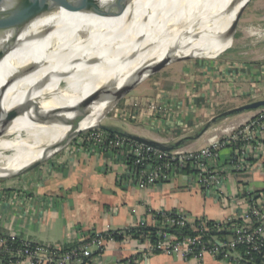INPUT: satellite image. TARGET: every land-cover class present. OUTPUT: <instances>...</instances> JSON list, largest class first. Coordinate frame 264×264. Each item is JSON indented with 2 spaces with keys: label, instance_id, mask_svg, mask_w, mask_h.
Wrapping results in <instances>:
<instances>
[{
  "label": "bare ground",
  "instance_id": "1",
  "mask_svg": "<svg viewBox=\"0 0 264 264\" xmlns=\"http://www.w3.org/2000/svg\"><path fill=\"white\" fill-rule=\"evenodd\" d=\"M47 1L18 0L25 29L18 40L0 41V179L100 126L112 101L158 62L233 47L219 39L234 37L248 0H63L71 5L39 14ZM16 109L22 112L2 127Z\"/></svg>",
  "mask_w": 264,
  "mask_h": 264
},
{
  "label": "crops",
  "instance_id": "2",
  "mask_svg": "<svg viewBox=\"0 0 264 264\" xmlns=\"http://www.w3.org/2000/svg\"><path fill=\"white\" fill-rule=\"evenodd\" d=\"M178 67L182 69V74L188 75V80L182 79L180 83L174 81L167 91H171V95L178 94L181 89L179 85L184 82L181 90L186 96V103H202L204 106L206 97L212 94L218 104V101L226 98V91H229L226 92L228 98L234 101L238 98L247 99L239 107L250 102L246 96L255 91L258 92L256 101L264 100V81L254 68H238L231 79L224 78L222 74L213 76L205 67L196 70L191 65ZM197 92H201L200 95ZM190 93L195 94V97L189 98ZM207 111L211 113V110ZM255 114L256 110L218 119L212 124L217 127L218 135L209 139L206 145L199 146L203 133L198 139L185 141L177 149L201 150L213 140L222 138L223 130L242 126ZM143 116V121H149L148 127L140 126L139 130L124 132L172 146L180 139L174 141L171 137L176 133V128L186 126L181 117L174 122L157 116ZM228 117L233 121L225 126L219 124L228 120ZM162 131L168 137H160L158 134ZM230 153L229 149L220 150L216 162L222 172L221 185L225 194V197H219L215 192H202L185 177L139 190L122 158L113 153L81 151L65 164H51L44 172H26L15 180L0 183V235H14L20 241L42 246L63 247L78 244L94 232H128L142 222L152 226L154 215L159 212L180 211L187 214L189 220L205 218L221 222L229 217L242 219L246 210L244 194L264 189V158L255 159L252 156L245 170L241 171L243 173L234 174L230 173L232 171L227 164ZM92 254H95L94 250ZM4 259L0 257V264H29L23 259L12 262H5ZM90 264L228 263L211 257H206L202 262H185L175 256L151 254L146 251L144 244L125 239L106 244L104 253L93 257Z\"/></svg>",
  "mask_w": 264,
  "mask_h": 264
},
{
  "label": "built area",
  "instance_id": "3",
  "mask_svg": "<svg viewBox=\"0 0 264 264\" xmlns=\"http://www.w3.org/2000/svg\"><path fill=\"white\" fill-rule=\"evenodd\" d=\"M150 109L155 116H160L161 108H156L153 102ZM180 129L182 132L183 128ZM223 133L222 138L213 140L201 150L165 152L118 135L110 137L106 133L104 136L93 132L78 143L77 150L87 143L90 146L85 148L89 151L113 153L122 158L139 190L185 177L202 192H215L219 197H225L222 172L216 165L219 151L230 150L227 164L230 173L234 174L243 173L241 171L245 170L252 156L264 158V108L256 110L255 116L244 125L227 128ZM244 195L246 210L242 219L229 217L221 222L205 218L189 220L188 215L180 211L159 212L154 215V223L150 226L155 229L153 235L142 232L136 239L127 232H94L67 251H62L61 247L20 241L14 235H0V257L23 259L29 264H84L85 259L92 260L103 254L106 244L117 242L114 237L117 235L121 241L130 239L144 244L151 254L175 256L185 262H202L211 257L228 264H254L257 259L264 261V189ZM138 226L146 225L142 222Z\"/></svg>",
  "mask_w": 264,
  "mask_h": 264
},
{
  "label": "rangeland",
  "instance_id": "4",
  "mask_svg": "<svg viewBox=\"0 0 264 264\" xmlns=\"http://www.w3.org/2000/svg\"><path fill=\"white\" fill-rule=\"evenodd\" d=\"M261 35V36H259ZM262 37V38H261ZM219 40H233L234 44L228 50L220 51L216 54L209 55L208 57L201 58H187L182 61H171L164 68L149 76L145 80L136 84L127 94H125L105 115L100 126L112 128L119 131H135L141 127H148L149 121H143V115H150V118L155 117L154 112L150 109V104L153 102L156 108H161L159 118L165 121H176L178 118L184 121L186 124L185 128L181 129L178 127L176 133L171 136L173 140L183 138L185 136L196 135L204 128L206 123L211 119L223 112L239 107L238 105L246 102L244 98H238L235 101L228 98L229 91L225 92V99L215 103L212 98V94L206 97L205 105L202 103H186L184 98L186 97L183 93L184 82L179 85L178 94H172L171 91H167L174 84L173 82L180 83L183 79L188 80V75L183 73L182 69L178 66L187 65L193 66V69L199 67H205L213 76L217 74L224 75V78H231L235 71L240 69L254 68L258 70V73L264 81V0H248L246 6L242 10L240 19L237 24V29L233 37V33L222 37ZM183 76V77H182ZM194 85V84H193ZM164 90L166 92H164ZM201 92H197L200 95ZM258 92L247 94L246 97L250 102H255ZM78 94H72L66 96L65 99H69ZM92 95H95L92 93ZM189 98L195 97V94H188ZM253 96L252 98L249 96ZM89 99H81L73 103L74 107L80 106L90 101ZM248 100V101H249ZM234 101V102H233ZM60 105V104H59ZM208 110H211L209 113ZM158 118V117H157ZM177 118V119H176ZM222 119V118H221ZM233 119L228 117V120L223 121V124L228 125ZM187 129V130H186ZM217 127L215 125L209 126L204 132L199 146L206 145L209 139H213L215 135H218ZM89 131V132H88ZM88 131H81L69 138L68 145L57 154L36 165L28 172H44L46 167L51 164H65L71 160V158L81 152L89 151L85 147H89L87 143H84L80 147V151L77 150L78 143L83 141L86 136L90 133L104 134L105 131L100 129L99 126L92 128ZM88 132V133H86ZM160 137H168V134L163 131L158 134ZM172 142L171 140H168ZM191 143V142H189ZM0 167L3 164L0 163ZM25 172V174H27ZM21 174V176L25 175ZM20 177V175H18ZM19 177H13L9 179H0L1 184H5L7 181L15 180Z\"/></svg>",
  "mask_w": 264,
  "mask_h": 264
},
{
  "label": "water",
  "instance_id": "5",
  "mask_svg": "<svg viewBox=\"0 0 264 264\" xmlns=\"http://www.w3.org/2000/svg\"><path fill=\"white\" fill-rule=\"evenodd\" d=\"M17 1L18 0H0V41H3L8 36H10V38L12 40H18L21 37V35L25 29L24 23L18 19L17 8H16ZM24 1H26V0H23V2ZM53 4H55V5L60 4L64 7H69L71 5V2L64 3L63 0H48L47 2H45L43 4L42 8L40 9L39 14H42V13L49 11L50 7ZM187 58H194V57H177L174 59H164V60L158 62L157 64H155L154 66H152L146 72L145 71L141 72L138 75V77L136 78L134 84H132L130 87L124 89L112 101L111 107H113L136 84L145 80L149 76L155 74L156 72H158L159 70L164 68L169 62H171V61H182V60H186ZM261 108H264V100H258L255 102L244 104L240 107H236V108L227 110V111L223 112L222 114H219V115L211 118L206 123V125L201 130V132H199L198 134L192 135L189 137L180 138L172 146H165V145L157 143V142H153V141H150V140L138 137V136L128 134L124 131L111 130L110 128L103 127V126H99V128L104 130L105 132H109V133L112 132L113 134L118 135L120 137L127 138V139H130L132 141H136V142L142 143L144 145H148V146H151L153 148H156L160 151L166 152V151H171V150L179 148L180 145H182L185 141H187L189 139H198L209 128V126H211L213 123H215L218 119L224 118L228 115L240 114L242 112L254 111V110L261 109ZM21 112H22V109H16V110H13L12 112L8 113V115L6 116V118L2 122V127L5 126L13 118L18 116Z\"/></svg>",
  "mask_w": 264,
  "mask_h": 264
},
{
  "label": "trees",
  "instance_id": "6",
  "mask_svg": "<svg viewBox=\"0 0 264 264\" xmlns=\"http://www.w3.org/2000/svg\"><path fill=\"white\" fill-rule=\"evenodd\" d=\"M111 130H115V129H112ZM106 134H108L110 137H113L115 134H113L112 132H105ZM144 232V233H149L150 235H153L154 232H155V229L153 227H150V226H145V227H136V228H132L130 230H128L127 233H130L132 235L133 238H138L139 239V235ZM116 233V231H115ZM115 237V240L118 242V241H121V237L120 236H117V235H114ZM77 244H73V245H68V246H63L61 247L62 251H67L69 250L70 248L76 246ZM95 257V256H94ZM5 262H8V261H15V259H11V258H6L4 259ZM91 263V260H87L85 259L84 260V264H90ZM254 264H264V261H261L260 259H257Z\"/></svg>",
  "mask_w": 264,
  "mask_h": 264
}]
</instances>
